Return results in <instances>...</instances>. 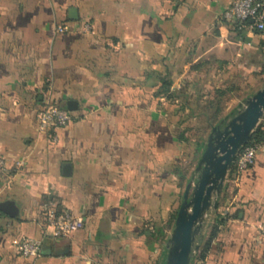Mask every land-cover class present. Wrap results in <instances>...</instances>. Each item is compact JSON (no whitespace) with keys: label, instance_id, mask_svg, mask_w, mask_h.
<instances>
[{"label":"crops","instance_id":"1","mask_svg":"<svg viewBox=\"0 0 264 264\" xmlns=\"http://www.w3.org/2000/svg\"><path fill=\"white\" fill-rule=\"evenodd\" d=\"M234 1L0 0V264H164L192 122L264 86V31L225 21ZM48 105L72 121L40 131ZM229 179L203 264H264V145ZM49 202L84 229L44 239Z\"/></svg>","mask_w":264,"mask_h":264},{"label":"water","instance_id":"2","mask_svg":"<svg viewBox=\"0 0 264 264\" xmlns=\"http://www.w3.org/2000/svg\"><path fill=\"white\" fill-rule=\"evenodd\" d=\"M76 13L75 9L71 14ZM253 23V21H251ZM72 104L68 110H73ZM264 119V86L242 101L235 115L211 128L195 169V180L187 184L175 224L167 240L164 264H192L199 250L196 243L210 213L219 208L236 159ZM10 212V207L8 208Z\"/></svg>","mask_w":264,"mask_h":264},{"label":"built area","instance_id":"3","mask_svg":"<svg viewBox=\"0 0 264 264\" xmlns=\"http://www.w3.org/2000/svg\"><path fill=\"white\" fill-rule=\"evenodd\" d=\"M223 18L227 22L247 25L251 29L262 32L264 31V0H236L224 12ZM58 30L60 33L65 32L62 27H59ZM72 119V115L67 110L48 105L38 115L39 129L46 132L62 128L68 125ZM260 148L261 146L247 144L241 150L234 165L237 175L253 166ZM3 168L4 163L0 160V169ZM41 217L44 239H66L72 234L82 231L85 226L82 217L74 216L67 210L59 209L58 205L53 202L42 205ZM260 231L264 237V226ZM19 248L24 258H38L42 254L43 241L26 238L22 240Z\"/></svg>","mask_w":264,"mask_h":264},{"label":"rangeland","instance_id":"4","mask_svg":"<svg viewBox=\"0 0 264 264\" xmlns=\"http://www.w3.org/2000/svg\"><path fill=\"white\" fill-rule=\"evenodd\" d=\"M260 87L262 88L263 84H261ZM240 103L241 102L236 101L234 103L228 104L226 106V108L228 110L226 117H231V116L235 115L236 109L238 108V105ZM222 119H224V118H220V119L216 118V119H210V120H208V119H206V120L205 119H198V120L192 122L193 129H192V132L188 134V138L191 141H196V144L200 143L202 150L200 152H197L196 156L193 158L192 161L184 163V167H183L184 170L183 171H184V174H185V178L188 179V180H186L187 182L195 180V169H196L198 160L201 157L202 151L204 150L203 147H205V144L207 142L208 136H209V134L211 132V128L213 126H216ZM230 178H231V175H230ZM230 182H231V180L229 179L227 184H226V186ZM211 214L212 213L209 214V216L207 218V222L209 220H211V218H212ZM206 230H207V226L205 224L204 229L202 231V235L204 234V232Z\"/></svg>","mask_w":264,"mask_h":264},{"label":"trees","instance_id":"5","mask_svg":"<svg viewBox=\"0 0 264 264\" xmlns=\"http://www.w3.org/2000/svg\"><path fill=\"white\" fill-rule=\"evenodd\" d=\"M169 84H166V87L163 88L168 93ZM248 145H254V146H263L264 145V121L256 128V130L251 135V138L248 142ZM235 173V169L233 168L230 175ZM227 221V216L219 215L217 218V221L214 225H211L209 227V234L207 235H201L197 239V244L199 245V250L195 254L192 264H203V262L206 260L210 249H211V243L213 239L218 235L219 233V227L223 226L225 222Z\"/></svg>","mask_w":264,"mask_h":264}]
</instances>
